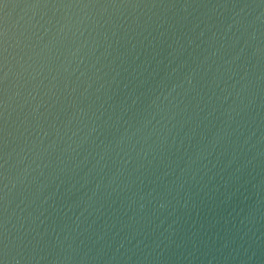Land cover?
<instances>
[{"label": "water", "instance_id": "1", "mask_svg": "<svg viewBox=\"0 0 264 264\" xmlns=\"http://www.w3.org/2000/svg\"><path fill=\"white\" fill-rule=\"evenodd\" d=\"M0 264H264V0H0Z\"/></svg>", "mask_w": 264, "mask_h": 264}]
</instances>
